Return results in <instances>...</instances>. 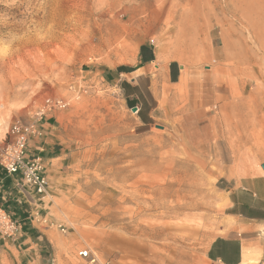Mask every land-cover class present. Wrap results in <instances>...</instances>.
I'll list each match as a JSON object with an SVG mask.
<instances>
[{
    "label": "rangeland",
    "instance_id": "rangeland-1",
    "mask_svg": "<svg viewBox=\"0 0 264 264\" xmlns=\"http://www.w3.org/2000/svg\"><path fill=\"white\" fill-rule=\"evenodd\" d=\"M15 123L49 189L9 181L34 236L0 264H219L231 235L264 264V0H0V148Z\"/></svg>",
    "mask_w": 264,
    "mask_h": 264
},
{
    "label": "built area",
    "instance_id": "built-area-1",
    "mask_svg": "<svg viewBox=\"0 0 264 264\" xmlns=\"http://www.w3.org/2000/svg\"><path fill=\"white\" fill-rule=\"evenodd\" d=\"M49 106L53 105L48 101ZM65 108V105L57 104ZM40 135L39 130L23 123H15L8 132V143L0 148V169L8 176L17 178L28 190L36 196H45L49 189V181L42 158L31 154L29 145L32 138ZM21 232V227L14 217L0 206V234L8 239H16ZM78 256L82 259H90L97 262L89 250L79 251Z\"/></svg>",
    "mask_w": 264,
    "mask_h": 264
},
{
    "label": "crops",
    "instance_id": "crops-1",
    "mask_svg": "<svg viewBox=\"0 0 264 264\" xmlns=\"http://www.w3.org/2000/svg\"><path fill=\"white\" fill-rule=\"evenodd\" d=\"M41 126L44 127V129H46L47 127H51V124L46 122V123H41ZM36 150H38V148ZM40 153H43V149L40 150ZM0 171H1L0 172V195H1L0 201H3L2 203H0V206L6 208V210L8 211L9 209L14 210V212H11L10 214L14 217L17 223L22 225L20 227L24 231L20 232V235L22 234V237H26V239H23L22 241V244L26 245L29 242H32L31 239L34 236L31 232H29L30 228H28L29 224L27 221L30 220V216H26L25 214V213L29 214L30 212L27 209L26 210L23 209L25 204H22V206H20V204H17L19 200V196L15 195L14 192L9 190L10 189L9 187H11V183L9 181L12 180V177L8 176L4 172L6 175L5 176L4 173H2L1 169ZM254 183L255 182H247L246 184L242 185V189L246 191H250L253 197L258 198L257 192L260 194L261 188H258L257 186H255ZM261 201H264V200L261 199ZM251 220L258 221V219L255 217L251 218ZM260 220L261 222H264V218ZM15 243L17 244L18 240ZM243 245L244 244L241 242V240L238 238L237 235H231L226 238L220 237V238L215 239L211 243V245L209 246L207 250V256L209 260L215 263H219V264H252V260H253L252 256H251V261L248 262L245 260L244 255H245L246 249H244ZM20 247L21 246L19 245V248ZM20 255L22 257V260H21L22 262L27 261V256L25 254L22 255L20 253Z\"/></svg>",
    "mask_w": 264,
    "mask_h": 264
},
{
    "label": "bare ground",
    "instance_id": "bare-ground-1",
    "mask_svg": "<svg viewBox=\"0 0 264 264\" xmlns=\"http://www.w3.org/2000/svg\"><path fill=\"white\" fill-rule=\"evenodd\" d=\"M127 178H128V176H127ZM244 256H245L246 261H248V262L251 261V254L249 253L248 249H246Z\"/></svg>",
    "mask_w": 264,
    "mask_h": 264
},
{
    "label": "water",
    "instance_id": "water-1",
    "mask_svg": "<svg viewBox=\"0 0 264 264\" xmlns=\"http://www.w3.org/2000/svg\"><path fill=\"white\" fill-rule=\"evenodd\" d=\"M135 110V109H134ZM262 169L264 170V164L262 165Z\"/></svg>",
    "mask_w": 264,
    "mask_h": 264
}]
</instances>
